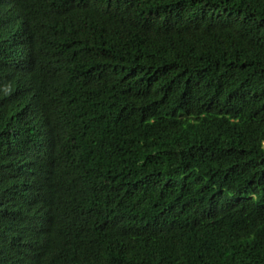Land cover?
Returning a JSON list of instances; mask_svg holds the SVG:
<instances>
[{
    "label": "trees",
    "instance_id": "1",
    "mask_svg": "<svg viewBox=\"0 0 264 264\" xmlns=\"http://www.w3.org/2000/svg\"><path fill=\"white\" fill-rule=\"evenodd\" d=\"M0 264H264V0H0Z\"/></svg>",
    "mask_w": 264,
    "mask_h": 264
}]
</instances>
